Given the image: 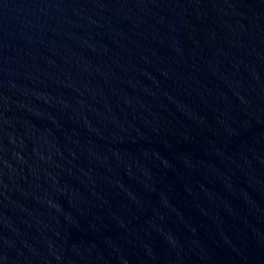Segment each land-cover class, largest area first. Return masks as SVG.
Masks as SVG:
<instances>
[{
	"label": "water",
	"instance_id": "1",
	"mask_svg": "<svg viewBox=\"0 0 264 264\" xmlns=\"http://www.w3.org/2000/svg\"><path fill=\"white\" fill-rule=\"evenodd\" d=\"M0 264H264V0H0Z\"/></svg>",
	"mask_w": 264,
	"mask_h": 264
}]
</instances>
